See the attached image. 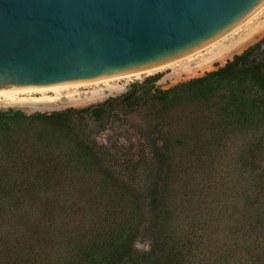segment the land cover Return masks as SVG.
Segmentation results:
<instances>
[{"label": "trees", "instance_id": "1", "mask_svg": "<svg viewBox=\"0 0 264 264\" xmlns=\"http://www.w3.org/2000/svg\"><path fill=\"white\" fill-rule=\"evenodd\" d=\"M158 79V76L147 77L141 83L132 84L121 98H110L82 109L28 116L0 112V130H6L13 120H25L61 133L77 151V160L73 163L77 169L59 165L52 159L46 163L35 156L37 153L21 150L6 153V157H14L11 172L20 182L12 183L14 178H9L10 170L5 175L8 177L0 174V264H23L22 254H31L37 245L51 249L53 246L47 236L81 228L79 219L84 216L99 214L109 219L114 216L113 208L125 212V206L116 202L119 197L130 199L129 220L132 223L118 229L113 228L112 223L94 224L102 232H97V238L86 244L82 262L187 263L183 255L187 245L175 241L168 231L166 215L169 210L165 208V201L168 191L173 196L169 198L171 201L194 202L196 196L187 182L180 184L184 189L181 192L176 182L173 185L169 182L174 175L170 147L189 149L186 160L200 165L197 158L209 156L211 150L220 145L221 138L242 131L254 135L242 154V166L252 173L260 169L264 152V37L201 77L167 90L155 87ZM142 105L147 106L151 115L180 109L182 114L187 111L190 117L177 118L163 125L172 127L173 143L169 137L154 138L139 131V138L150 148V156L142 151L135 160L122 161L90 134L84 136L83 127L88 120L99 123L104 130L103 121H109L114 109L131 110ZM185 161L182 160L180 166L184 168L183 177L189 178L191 173ZM129 164L131 170L147 177L138 191L128 182V175H132L127 168ZM88 168L104 181L95 193L85 186L84 173L89 172ZM112 187L121 193L110 194ZM137 214L147 223H134ZM142 237L150 246L147 252L138 253L134 246Z\"/></svg>", "mask_w": 264, "mask_h": 264}, {"label": "rangeland", "instance_id": "2", "mask_svg": "<svg viewBox=\"0 0 264 264\" xmlns=\"http://www.w3.org/2000/svg\"><path fill=\"white\" fill-rule=\"evenodd\" d=\"M249 36L252 38L241 48L229 52L230 41L236 42ZM263 37L264 11L243 26L237 36H229L213 48L177 66L142 74L137 78L131 77L108 84L65 91L52 102L47 99H54L56 96L53 94L26 95L15 101L0 100V112L9 116L16 112L28 116L36 113L49 114L69 108L82 109L98 105L110 98H121L131 89L132 84L141 83L150 76L159 78L155 87L167 90L216 70ZM220 47L223 49H219ZM143 88L145 89V86ZM35 99H38V102ZM119 104L118 100L117 106ZM182 113V110L178 109L151 115L146 105L131 110L114 109L109 121L107 119L103 121V126L106 127L104 130L97 122L92 120L85 122L84 136L90 134L122 161L135 160L142 151L150 156V148L142 142L138 132L150 134L154 138L169 137L173 143L172 127L166 128L163 125L177 118L190 117L187 111ZM253 139L254 135L242 131H237L228 138H221L220 145L213 148L209 156L197 158L200 165L195 161L191 163L186 160L189 149H178L171 145L173 154L171 171L174 170V175L170 177L169 182H172V185L176 182L178 187L182 182H187L196 196L194 202L185 199H176L172 202L169 198L173 196L168 191L165 201V208L169 210L166 215L168 231L175 241L185 242L187 245L183 249L186 264H264V152L260 169L255 173L246 171L241 162L248 142ZM17 150L37 153L35 156L46 163L52 159L59 165H70L71 169H77L73 165L77 160L75 156L77 151L61 133L25 120H13L6 130H0V174L8 175L7 172L10 170L9 178H14L12 183L20 181L11 172L14 157H6V153ZM182 160H186V169L191 173L189 178L183 177L184 168L180 166ZM127 168L132 174L128 175V182H132L133 189L138 191L144 182H147V177L131 170V164ZM88 171L84 173L87 183L85 186L95 193L97 189H101L99 187L103 186L104 181L93 170L88 168ZM178 189L180 192L184 191L182 186ZM118 192L121 193L112 187L110 194L118 195ZM116 202L125 206V212L113 208L114 216L109 219L99 214L80 218L81 228H75L66 234L54 232L47 236L48 242L53 246L51 249L37 245L31 254L23 253L21 256L23 264H86L82 262L86 244L92 242L98 233L102 232L94 227V224L112 223L111 226L118 229L121 225L132 223V220H129V210L132 209L130 199L119 197ZM146 220L149 218L146 217ZM134 223L141 225L147 222L137 214ZM149 246L150 242L142 237L137 240L134 248L138 253H143L148 251Z\"/></svg>", "mask_w": 264, "mask_h": 264}, {"label": "water", "instance_id": "3", "mask_svg": "<svg viewBox=\"0 0 264 264\" xmlns=\"http://www.w3.org/2000/svg\"><path fill=\"white\" fill-rule=\"evenodd\" d=\"M264 0H0V94L148 71L251 20Z\"/></svg>", "mask_w": 264, "mask_h": 264}, {"label": "bare ground", "instance_id": "4", "mask_svg": "<svg viewBox=\"0 0 264 264\" xmlns=\"http://www.w3.org/2000/svg\"><path fill=\"white\" fill-rule=\"evenodd\" d=\"M262 11H264V7L254 16L256 17L258 14H260ZM253 17V18H254ZM253 18L251 20H249L248 22H246L245 24L241 25L240 27L236 28L235 30H233L232 32L228 33L227 35L223 36L222 38H220L219 40L215 41L214 43L210 44L209 46L200 49L198 51H195L193 53H190L188 55H185L183 57H180L178 59H175L173 61H170L168 63H165L163 65H160L158 67H155L153 69H150L148 71H143V72H138V73H133V74H128V75H122V76H117V77H112V78H107V79H102V80H96V81H91V82H86V83H78V84H71V85H64V86H57V87H50V88H43V89H34V90H14V91H5L3 93L0 94V100H5V101H15V100H20L21 96H32L34 94H39V95H44V94H53L56 97L54 99H47V101H54L55 99H58L61 96L62 92L65 91H69V90H77L79 88H84V87H89V86H98L101 84H108L117 80H122V79H129L131 77H139L142 74H149L158 70H164L166 68H170L172 66H177L178 64L182 63V62H186V61H190L192 60L194 57L199 56L200 54H202L203 51L205 50H209L210 48H213L214 46H216L217 44H219L220 42H222V40H224L225 38L229 37V36H237L238 33L240 32V30L242 29L243 26H245L246 24H248L249 22H251L253 20ZM252 37H243L240 38L238 41L236 42H232L230 41L231 45L229 47V52L231 51H236L239 48L242 47V45L244 43H247ZM219 49H223L222 47H220ZM226 51H224L225 53ZM36 102H38V99H35Z\"/></svg>", "mask_w": 264, "mask_h": 264}]
</instances>
